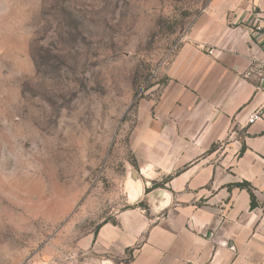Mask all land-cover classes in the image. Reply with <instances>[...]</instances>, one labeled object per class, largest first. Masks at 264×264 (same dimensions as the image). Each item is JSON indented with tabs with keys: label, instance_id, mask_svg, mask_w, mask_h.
<instances>
[{
	"label": "rangeland",
	"instance_id": "obj_1",
	"mask_svg": "<svg viewBox=\"0 0 264 264\" xmlns=\"http://www.w3.org/2000/svg\"><path fill=\"white\" fill-rule=\"evenodd\" d=\"M211 1L0 0V264H118L140 105Z\"/></svg>",
	"mask_w": 264,
	"mask_h": 264
},
{
	"label": "crops",
	"instance_id": "obj_2",
	"mask_svg": "<svg viewBox=\"0 0 264 264\" xmlns=\"http://www.w3.org/2000/svg\"><path fill=\"white\" fill-rule=\"evenodd\" d=\"M257 18L264 0H212L169 60L157 97L140 105L129 139L136 178L126 189L145 205L120 211L94 239L118 264H264ZM257 109L262 118L247 123Z\"/></svg>",
	"mask_w": 264,
	"mask_h": 264
},
{
	"label": "built area",
	"instance_id": "obj_3",
	"mask_svg": "<svg viewBox=\"0 0 264 264\" xmlns=\"http://www.w3.org/2000/svg\"><path fill=\"white\" fill-rule=\"evenodd\" d=\"M263 23V24H261ZM264 29V20L261 18H257L255 20V31L260 32ZM256 77L259 84V88L264 89V58L260 61L257 70H256ZM262 118V113L260 110H255L252 114H250L247 118V123L251 124L257 120Z\"/></svg>",
	"mask_w": 264,
	"mask_h": 264
},
{
	"label": "trees",
	"instance_id": "obj_4",
	"mask_svg": "<svg viewBox=\"0 0 264 264\" xmlns=\"http://www.w3.org/2000/svg\"><path fill=\"white\" fill-rule=\"evenodd\" d=\"M157 184H154L153 186H156ZM238 186L239 187H242V188H246L251 196V202H250V206L251 208L254 207L256 205V202H255V197L249 187V184L245 181L241 182V183H238Z\"/></svg>",
	"mask_w": 264,
	"mask_h": 264
},
{
	"label": "water",
	"instance_id": "obj_5",
	"mask_svg": "<svg viewBox=\"0 0 264 264\" xmlns=\"http://www.w3.org/2000/svg\"><path fill=\"white\" fill-rule=\"evenodd\" d=\"M135 172L132 168L129 169V182L133 183L135 181Z\"/></svg>",
	"mask_w": 264,
	"mask_h": 264
},
{
	"label": "bare ground",
	"instance_id": "obj_6",
	"mask_svg": "<svg viewBox=\"0 0 264 264\" xmlns=\"http://www.w3.org/2000/svg\"><path fill=\"white\" fill-rule=\"evenodd\" d=\"M131 194V193H130Z\"/></svg>",
	"mask_w": 264,
	"mask_h": 264
}]
</instances>
